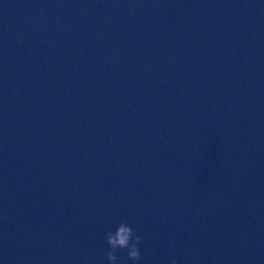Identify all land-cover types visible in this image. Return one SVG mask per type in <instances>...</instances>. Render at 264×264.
Returning a JSON list of instances; mask_svg holds the SVG:
<instances>
[{
    "label": "water",
    "instance_id": "water-1",
    "mask_svg": "<svg viewBox=\"0 0 264 264\" xmlns=\"http://www.w3.org/2000/svg\"><path fill=\"white\" fill-rule=\"evenodd\" d=\"M125 221L139 264H264V0H0V264Z\"/></svg>",
    "mask_w": 264,
    "mask_h": 264
},
{
    "label": "clouds",
    "instance_id": "clouds-1",
    "mask_svg": "<svg viewBox=\"0 0 264 264\" xmlns=\"http://www.w3.org/2000/svg\"><path fill=\"white\" fill-rule=\"evenodd\" d=\"M143 239V236L128 222L119 223L114 230L108 231L104 236L108 246L104 256L106 264H121L122 250L127 252V260L139 264L143 255L141 249Z\"/></svg>",
    "mask_w": 264,
    "mask_h": 264
}]
</instances>
